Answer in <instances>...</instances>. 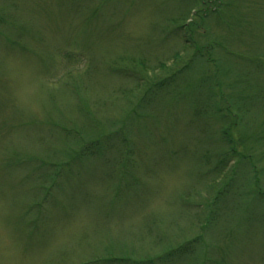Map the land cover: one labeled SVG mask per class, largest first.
Wrapping results in <instances>:
<instances>
[{"label": "rangeland", "instance_id": "rangeland-1", "mask_svg": "<svg viewBox=\"0 0 264 264\" xmlns=\"http://www.w3.org/2000/svg\"><path fill=\"white\" fill-rule=\"evenodd\" d=\"M0 264H264V0H0Z\"/></svg>", "mask_w": 264, "mask_h": 264}]
</instances>
